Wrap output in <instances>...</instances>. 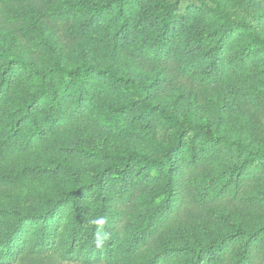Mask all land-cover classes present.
I'll return each instance as SVG.
<instances>
[{"label":"trees","instance_id":"1","mask_svg":"<svg viewBox=\"0 0 264 264\" xmlns=\"http://www.w3.org/2000/svg\"><path fill=\"white\" fill-rule=\"evenodd\" d=\"M264 0H0V264H264Z\"/></svg>","mask_w":264,"mask_h":264},{"label":"rangeland","instance_id":"2","mask_svg":"<svg viewBox=\"0 0 264 264\" xmlns=\"http://www.w3.org/2000/svg\"><path fill=\"white\" fill-rule=\"evenodd\" d=\"M262 26L260 27L261 31L264 33V24H261Z\"/></svg>","mask_w":264,"mask_h":264}]
</instances>
